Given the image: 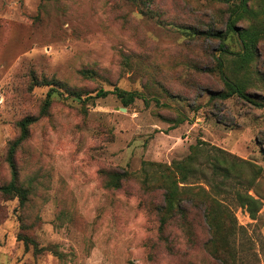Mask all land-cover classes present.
<instances>
[{
    "label": "rangeland",
    "instance_id": "rangeland-1",
    "mask_svg": "<svg viewBox=\"0 0 264 264\" xmlns=\"http://www.w3.org/2000/svg\"><path fill=\"white\" fill-rule=\"evenodd\" d=\"M231 10L214 0H0V186L17 122L37 117L15 153L27 199L0 192V264H219L202 209L192 237L174 225L160 233L161 194L141 186L144 161L169 164L197 143L187 184L219 191L235 264H264V40L247 73L260 80L248 87L254 102L211 99L224 88L215 56L232 78L246 75L233 70L239 43L178 27L225 32ZM115 87L147 102L121 110L111 93L68 95ZM123 171L132 175L107 185ZM237 193L257 199L253 218Z\"/></svg>",
    "mask_w": 264,
    "mask_h": 264
},
{
    "label": "trees",
    "instance_id": "trees-1",
    "mask_svg": "<svg viewBox=\"0 0 264 264\" xmlns=\"http://www.w3.org/2000/svg\"><path fill=\"white\" fill-rule=\"evenodd\" d=\"M214 1L226 2L228 6L232 8L226 23L225 32L217 29L201 31L196 28L178 27L185 32H190L191 35H207L218 38L221 47L225 44V36L231 33L236 40L237 32L243 41L244 52H242L240 48L239 52L234 53L232 58L233 70H242L246 72V75L241 79L232 78L229 74L225 73L226 69L224 68L223 59H219L215 56L224 88L211 91L209 98L227 99L235 95L246 102H254L252 93L248 91V87L252 86L255 81L260 80L247 75V73L256 59L258 43L264 40V0ZM141 2V11L148 14L149 9L142 8L147 6L146 4L148 1ZM237 21H242L243 23L241 25H236ZM83 74L90 76L87 71H83ZM44 84L49 83L46 82ZM54 91L58 92L57 89L51 87L47 92L42 102L39 115L46 112L50 104V96ZM110 93L114 94L120 100L123 107H127L135 98L139 97L147 102V99L141 93L132 90H124L119 87H115L112 90L100 88L94 95H89L87 93L83 98L79 91H68V95L79 102L92 98L105 97ZM36 119V116H25L17 122L18 134L14 139L9 141L6 152V162L10 168L11 180L7 184L0 186V192L18 197L20 205L24 204V201L27 199L28 191L18 183L15 153L22 142L28 137L29 127ZM184 119V117H181L178 122H182ZM198 145V143L191 145L189 147V153L184 158L173 160L169 164L144 161L141 186L145 193L157 189L161 194L162 204L152 203V207L157 216L158 232L163 233L166 227L174 225L180 228L189 237H192L195 233L196 226L200 224L196 221L195 216L199 215V210L202 209L204 217L203 223L207 226L209 232V238L205 241L204 245L208 246L211 254L219 264H235L234 248L228 237V235L234 232V225L230 221L223 204L217 197L219 191L213 190V193L210 191L211 188L206 190L200 184H187L197 171L196 164L201 151ZM258 170H262L261 167H258ZM219 172L223 173V176L226 177L228 175V168L219 169ZM129 175L132 174L128 171L113 172L112 178L107 181V185L117 188L120 186L121 179ZM212 189L214 188L212 187ZM236 198L242 206H247L248 213L253 218L258 204L257 199L253 198L251 195H242L240 193L236 194ZM223 215H225L226 218H224Z\"/></svg>",
    "mask_w": 264,
    "mask_h": 264
},
{
    "label": "water",
    "instance_id": "water-1",
    "mask_svg": "<svg viewBox=\"0 0 264 264\" xmlns=\"http://www.w3.org/2000/svg\"><path fill=\"white\" fill-rule=\"evenodd\" d=\"M236 39H237V42L239 43V46L240 48L242 49V52H244V44H243V41L242 39L240 38L239 34L236 32ZM121 110H125L124 107L120 108Z\"/></svg>",
    "mask_w": 264,
    "mask_h": 264
}]
</instances>
